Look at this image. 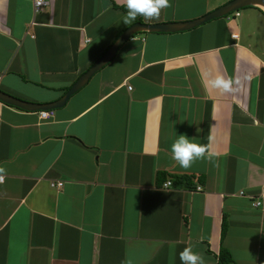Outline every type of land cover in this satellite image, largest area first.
Here are the masks:
<instances>
[{
	"label": "crops",
	"instance_id": "1",
	"mask_svg": "<svg viewBox=\"0 0 264 264\" xmlns=\"http://www.w3.org/2000/svg\"><path fill=\"white\" fill-rule=\"evenodd\" d=\"M228 1L170 0L141 22ZM47 2L34 13L30 0H0V90L28 102L58 99L130 25L109 0ZM252 6L135 33L48 118L0 101V264H181L185 247L205 264L220 247L264 264V12ZM180 135L210 156L180 167Z\"/></svg>",
	"mask_w": 264,
	"mask_h": 264
},
{
	"label": "water",
	"instance_id": "2",
	"mask_svg": "<svg viewBox=\"0 0 264 264\" xmlns=\"http://www.w3.org/2000/svg\"><path fill=\"white\" fill-rule=\"evenodd\" d=\"M249 5L260 6L264 10V0H230L210 12L191 20L156 23L133 22L116 36L109 46L74 80V82H72L69 88L58 99L43 103L28 102L0 90V101L26 111L58 109L63 106L72 93L77 91L87 82L92 74L104 66L114 56L119 46L125 40L129 39L135 33L142 31L176 32L188 30L212 18L224 16L232 11Z\"/></svg>",
	"mask_w": 264,
	"mask_h": 264
},
{
	"label": "clouds",
	"instance_id": "3",
	"mask_svg": "<svg viewBox=\"0 0 264 264\" xmlns=\"http://www.w3.org/2000/svg\"><path fill=\"white\" fill-rule=\"evenodd\" d=\"M170 0H126V15L123 24H132L137 17H143L146 20H159L161 11L170 8ZM215 86L228 90L230 82L222 79L215 82ZM186 135L178 136V139L172 144V158L184 169H189L198 161L206 158L208 153L206 146L191 142ZM6 170L0 168V183L4 182ZM200 187V186H199ZM181 264H205L204 258L193 251L191 247H185L179 253Z\"/></svg>",
	"mask_w": 264,
	"mask_h": 264
},
{
	"label": "trees",
	"instance_id": "4",
	"mask_svg": "<svg viewBox=\"0 0 264 264\" xmlns=\"http://www.w3.org/2000/svg\"><path fill=\"white\" fill-rule=\"evenodd\" d=\"M109 2H110V5H111V7H113V8H115V9H119V10H121L122 12H127V9H126V6L125 5H117L116 3H114L112 0H109ZM252 7H255V6H252ZM255 8H257V7H255ZM257 9H259V8H257ZM260 10V9H259ZM261 11V10H260ZM236 13V12H235ZM236 15V14H235ZM135 22H141V17H137V19L135 20ZM121 31V30H120ZM120 31H118L117 33H116V35L113 37V40L115 39V37L120 33ZM139 33V32H138ZM141 33H145V32H141ZM133 36V35H132ZM131 36V37H132ZM112 40V41H113ZM111 41V42H112ZM110 42V43H111ZM109 46V45H108ZM108 46H106V48L108 47ZM105 48V49H106ZM104 49V50H105ZM103 50V51H104ZM20 78L22 79V80H24V77L23 76H21L20 75ZM66 89V88H65ZM64 89V90H65ZM49 110H54V109H49ZM39 111V110H38ZM37 111V112H38ZM158 175V177H157V179H161V175H162V173H160V174H157ZM178 182H180V183H185V185L187 184V186H191L192 185V182H191V180L193 179L192 177H190V176H184V175H181V176H179L178 178ZM166 181V180H165ZM164 182V181H163ZM162 182V183H163ZM161 183V184H162ZM161 184H160V186H161ZM170 186V185H169ZM226 227H227V225H226V222H225V218H224V216L222 217V220H221V226H220V240H222L223 239V237H224V235H225V233H226ZM217 262H218V264H235L234 263V261H233V259L231 258V256H230V254H229V252L227 251V250H225L223 247H220L219 248V251H218V255H217Z\"/></svg>",
	"mask_w": 264,
	"mask_h": 264
},
{
	"label": "built area",
	"instance_id": "5",
	"mask_svg": "<svg viewBox=\"0 0 264 264\" xmlns=\"http://www.w3.org/2000/svg\"><path fill=\"white\" fill-rule=\"evenodd\" d=\"M31 1V5H32V11L34 13H37L42 7H44L48 2L47 0H30ZM236 14V13H235ZM231 36H235V34H231ZM52 111L51 110H39L38 111V116L40 118H48L51 115ZM61 181H56V182H50V186H60L61 185ZM170 185V181L166 180L164 181L160 187L162 188H166ZM195 189H200L199 186H197ZM262 201L261 198L260 200L258 199H254V200H250V204L253 207H257L259 205H261Z\"/></svg>",
	"mask_w": 264,
	"mask_h": 264
},
{
	"label": "rangeland",
	"instance_id": "6",
	"mask_svg": "<svg viewBox=\"0 0 264 264\" xmlns=\"http://www.w3.org/2000/svg\"><path fill=\"white\" fill-rule=\"evenodd\" d=\"M256 6V5H255ZM259 8H261L260 6H258ZM239 10V9H238ZM261 10L264 12V10L261 8ZM233 12H235V11H233ZM232 12V13H233ZM227 15H232L231 13H228Z\"/></svg>",
	"mask_w": 264,
	"mask_h": 264
}]
</instances>
